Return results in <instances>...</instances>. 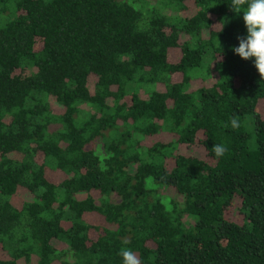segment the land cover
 <instances>
[{"label": "trees", "instance_id": "trees-1", "mask_svg": "<svg viewBox=\"0 0 264 264\" xmlns=\"http://www.w3.org/2000/svg\"><path fill=\"white\" fill-rule=\"evenodd\" d=\"M231 3L0 0V264H264V77Z\"/></svg>", "mask_w": 264, "mask_h": 264}, {"label": "clouds", "instance_id": "clouds-1", "mask_svg": "<svg viewBox=\"0 0 264 264\" xmlns=\"http://www.w3.org/2000/svg\"><path fill=\"white\" fill-rule=\"evenodd\" d=\"M231 9L242 13L246 34L238 37V45L232 46V51L242 59H251L261 77H264V0H247L246 7L242 0H232ZM233 126L236 121H232ZM211 150L216 157L223 155L225 147L222 144H211ZM122 264H140L134 253L128 248L119 251Z\"/></svg>", "mask_w": 264, "mask_h": 264}, {"label": "rangeland", "instance_id": "rangeland-1", "mask_svg": "<svg viewBox=\"0 0 264 264\" xmlns=\"http://www.w3.org/2000/svg\"><path fill=\"white\" fill-rule=\"evenodd\" d=\"M172 57H174L173 54H172ZM179 151L180 152H184V153H195V154H199L200 153L201 154V153H203L204 148H203L202 145H196V146H184V145H181L179 147Z\"/></svg>", "mask_w": 264, "mask_h": 264}]
</instances>
